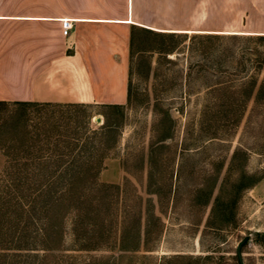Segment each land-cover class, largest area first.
Wrapping results in <instances>:
<instances>
[{"label":"rangeland","instance_id":"374dc122","mask_svg":"<svg viewBox=\"0 0 264 264\" xmlns=\"http://www.w3.org/2000/svg\"><path fill=\"white\" fill-rule=\"evenodd\" d=\"M133 2L125 103H0V264H264V0Z\"/></svg>","mask_w":264,"mask_h":264},{"label":"crops","instance_id":"0c3cea01","mask_svg":"<svg viewBox=\"0 0 264 264\" xmlns=\"http://www.w3.org/2000/svg\"><path fill=\"white\" fill-rule=\"evenodd\" d=\"M121 8L110 0H0V103H125L129 26H150L135 21L133 0Z\"/></svg>","mask_w":264,"mask_h":264},{"label":"water","instance_id":"95a60500","mask_svg":"<svg viewBox=\"0 0 264 264\" xmlns=\"http://www.w3.org/2000/svg\"><path fill=\"white\" fill-rule=\"evenodd\" d=\"M249 235H245L238 243L236 247V255L240 264H245L242 254V246L248 241Z\"/></svg>","mask_w":264,"mask_h":264},{"label":"built area","instance_id":"2783aa9c","mask_svg":"<svg viewBox=\"0 0 264 264\" xmlns=\"http://www.w3.org/2000/svg\"><path fill=\"white\" fill-rule=\"evenodd\" d=\"M72 27L73 20L67 18L62 20V29L64 34H68Z\"/></svg>","mask_w":264,"mask_h":264},{"label":"trees","instance_id":"16d2710c","mask_svg":"<svg viewBox=\"0 0 264 264\" xmlns=\"http://www.w3.org/2000/svg\"><path fill=\"white\" fill-rule=\"evenodd\" d=\"M149 29V28H148ZM150 30H152V29H150ZM171 33V32H170ZM257 36H259V37H264V34H256ZM261 88L263 89L264 88V81H263V83H262V86H261ZM261 236L262 237H264V234H261Z\"/></svg>","mask_w":264,"mask_h":264},{"label":"bare ground","instance_id":"6f19581e","mask_svg":"<svg viewBox=\"0 0 264 264\" xmlns=\"http://www.w3.org/2000/svg\"><path fill=\"white\" fill-rule=\"evenodd\" d=\"M63 20V19H62ZM132 21V20H131ZM185 31H188V32H192V30H185Z\"/></svg>","mask_w":264,"mask_h":264}]
</instances>
